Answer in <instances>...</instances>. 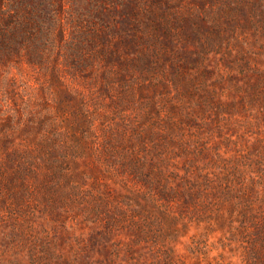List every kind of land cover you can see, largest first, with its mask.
<instances>
[{
  "label": "rangeland",
  "instance_id": "obj_1",
  "mask_svg": "<svg viewBox=\"0 0 264 264\" xmlns=\"http://www.w3.org/2000/svg\"><path fill=\"white\" fill-rule=\"evenodd\" d=\"M0 2V264L264 258V0Z\"/></svg>",
  "mask_w": 264,
  "mask_h": 264
},
{
  "label": "trees",
  "instance_id": "obj_2",
  "mask_svg": "<svg viewBox=\"0 0 264 264\" xmlns=\"http://www.w3.org/2000/svg\"><path fill=\"white\" fill-rule=\"evenodd\" d=\"M242 0H236V2H234V8L230 11L227 12V16L229 17L230 20L233 19L234 16L238 15L240 13V10H241V4L243 2H241ZM151 2V0H150ZM246 3L250 6V7H253L252 4L248 3V1H246ZM2 10V6H1V2H0V11ZM254 10H251V12H253ZM0 15H3L1 12H0ZM29 16V14H28ZM29 19V22L32 23L33 21L30 20V17L28 18ZM2 21H4L6 24H9L6 20H4L2 18ZM8 29H11V30H8ZM23 31H29L30 28L28 26H26V23H25V26L22 27ZM18 33V30H17V27L16 28H10V27H6L5 28H0V48H2L3 51H6V52H9L10 53H14L12 50L14 49H17V45L18 44H22L25 42V38H26V35L24 34V36L22 37H19L21 40L20 42H18L17 40L19 38H17V34L15 33ZM26 32V34H28ZM11 46L13 48H11ZM10 55V54H9ZM259 233H260V236H261V239L264 240V233L257 230ZM264 244V243H263ZM257 255V263H254V264H264V258L262 257L261 253L260 252H257L256 253Z\"/></svg>",
  "mask_w": 264,
  "mask_h": 264
}]
</instances>
